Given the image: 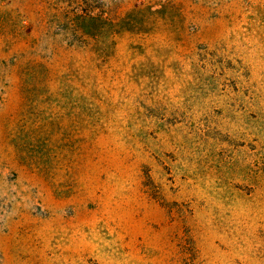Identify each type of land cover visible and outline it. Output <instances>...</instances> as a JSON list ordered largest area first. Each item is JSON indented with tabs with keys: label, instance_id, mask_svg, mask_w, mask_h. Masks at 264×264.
Segmentation results:
<instances>
[{
	"label": "rangeland",
	"instance_id": "obj_1",
	"mask_svg": "<svg viewBox=\"0 0 264 264\" xmlns=\"http://www.w3.org/2000/svg\"><path fill=\"white\" fill-rule=\"evenodd\" d=\"M0 264H264V0H0Z\"/></svg>",
	"mask_w": 264,
	"mask_h": 264
},
{
	"label": "trees",
	"instance_id": "obj_2",
	"mask_svg": "<svg viewBox=\"0 0 264 264\" xmlns=\"http://www.w3.org/2000/svg\"><path fill=\"white\" fill-rule=\"evenodd\" d=\"M145 178H146V181L144 183L145 187L149 190L150 193L155 192V185L153 183V180H152L150 174L146 173ZM151 194H154V193H151Z\"/></svg>",
	"mask_w": 264,
	"mask_h": 264
}]
</instances>
